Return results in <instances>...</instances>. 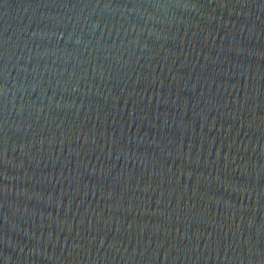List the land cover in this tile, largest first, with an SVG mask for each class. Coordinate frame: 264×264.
Instances as JSON below:
<instances>
[{"label": "water", "instance_id": "water-1", "mask_svg": "<svg viewBox=\"0 0 264 264\" xmlns=\"http://www.w3.org/2000/svg\"><path fill=\"white\" fill-rule=\"evenodd\" d=\"M0 264H264V0H0Z\"/></svg>", "mask_w": 264, "mask_h": 264}]
</instances>
